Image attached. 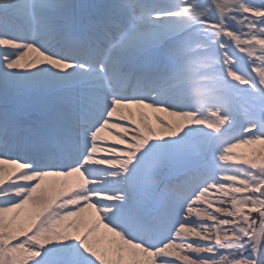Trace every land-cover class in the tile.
Returning <instances> with one entry per match:
<instances>
[{
    "label": "snow or ice",
    "instance_id": "1",
    "mask_svg": "<svg viewBox=\"0 0 264 264\" xmlns=\"http://www.w3.org/2000/svg\"><path fill=\"white\" fill-rule=\"evenodd\" d=\"M0 264H264V0H0Z\"/></svg>",
    "mask_w": 264,
    "mask_h": 264
}]
</instances>
